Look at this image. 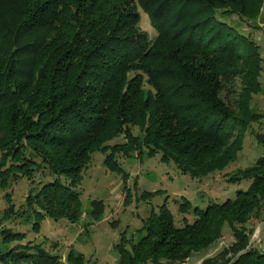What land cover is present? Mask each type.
Segmentation results:
<instances>
[{"label":"trees","instance_id":"1","mask_svg":"<svg viewBox=\"0 0 264 264\" xmlns=\"http://www.w3.org/2000/svg\"><path fill=\"white\" fill-rule=\"evenodd\" d=\"M262 4L0 0V186L11 177L33 184L36 172L50 175L31 185L22 210L13 202L4 208L0 264H87L72 247L62 259L39 242H21L24 233L1 222L24 213L36 230L45 216L77 221V185L95 150L121 173L126 203L129 173L119 152H160L182 173L201 177L236 158L248 129L264 145V131L252 126L264 112L251 106L253 94L264 91V57L250 34L226 19L237 14L253 20ZM140 11L155 28L153 36L141 28ZM120 135L123 140L112 141ZM242 179L249 182L234 196L205 206L182 196L178 208L193 219L180 225L166 196L134 232L120 231L116 264H181L221 238L225 223L233 240L199 264L219 257L218 264H264V249L249 246L248 226L252 216L264 219V153L227 176L230 182ZM90 202L88 214L95 219L103 201Z\"/></svg>","mask_w":264,"mask_h":264},{"label":"rangeland","instance_id":"2","mask_svg":"<svg viewBox=\"0 0 264 264\" xmlns=\"http://www.w3.org/2000/svg\"><path fill=\"white\" fill-rule=\"evenodd\" d=\"M140 13L141 28L153 36L155 28L147 14L143 11ZM226 19L240 31L250 34L259 44L261 55L264 57V0L258 15L253 20L238 17L237 14L226 16ZM262 64L260 79L264 82V62ZM251 102L254 110L264 112V91L254 93ZM252 126L255 131H264V118L261 121L252 122ZM121 140H123L122 135L115 137L112 141ZM262 153H264V145L260 144L254 132L248 129L244 134L242 148L234 160L223 169L214 170L206 176L193 177L188 173H182L172 160L163 161L160 158V152L154 155L143 152L139 156L136 155L135 150L127 156L119 152L116 156L129 173L127 184L131 192L129 201L124 203L125 192L122 187L121 173L107 167L103 162L104 153L95 150L82 170V177L77 185L82 202V214L77 221L72 222L65 217L53 219L45 216L41 219L39 229L36 230L32 227L33 217L25 218L24 213L22 216L15 214L11 216L12 218L3 219L1 225L23 232L24 236L19 241L25 242L30 239L33 242H39L45 248L60 254L62 259L66 251L72 247L84 254L87 264H116L118 252L114 245L119 239L121 230L126 229L127 235L134 232L141 225V219L152 207L156 209L166 196H168L167 206L174 215L175 223L183 224L185 219L191 221L193 214L178 208L182 196L190 199L192 204L201 206H205L210 199L221 201L226 197L234 196L235 190L246 187L249 180L230 182L227 176L239 167L250 165ZM45 173L36 172L33 184L25 177L17 179L11 177L7 186H0V217L9 202H13L15 209L22 210L31 185L50 177ZM155 189L159 191L152 195H141L142 191ZM6 193H9L10 200L7 199ZM92 199H101L104 205L102 212L95 219L88 214V210L92 208L90 202ZM112 221H115L114 225ZM249 225L253 227L249 246L264 249V219L252 216ZM232 240L230 227L225 223L221 238L210 247L193 253L181 264H199L204 257L215 255ZM14 242L11 241L10 244ZM4 245L0 242V248ZM228 255L232 256L230 252ZM220 261L222 258L219 257L213 264H218Z\"/></svg>","mask_w":264,"mask_h":264}]
</instances>
